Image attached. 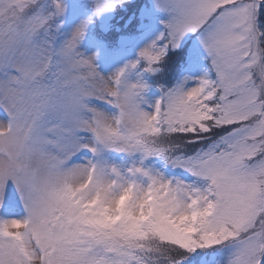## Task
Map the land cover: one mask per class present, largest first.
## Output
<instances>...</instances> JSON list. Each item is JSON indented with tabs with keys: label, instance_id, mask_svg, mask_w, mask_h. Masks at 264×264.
<instances>
[{
	"label": "snow or ice",
	"instance_id": "1",
	"mask_svg": "<svg viewBox=\"0 0 264 264\" xmlns=\"http://www.w3.org/2000/svg\"><path fill=\"white\" fill-rule=\"evenodd\" d=\"M129 3L0 0V264H264V0H152L102 74Z\"/></svg>",
	"mask_w": 264,
	"mask_h": 264
},
{
	"label": "rangeland",
	"instance_id": "2",
	"mask_svg": "<svg viewBox=\"0 0 264 264\" xmlns=\"http://www.w3.org/2000/svg\"><path fill=\"white\" fill-rule=\"evenodd\" d=\"M152 1V0H151ZM152 5L149 7L151 8ZM144 8V7H143ZM85 11L80 9L79 10V16L85 15ZM112 14H106L103 16L104 19H107L110 17ZM154 15L158 17L159 19H164L165 14L159 13V12H154ZM162 15V17L160 16ZM79 16L75 15V5H72L70 3V9H69V17H68V26L71 27L72 23H74L76 20L79 19ZM161 26L156 22L153 21L151 25V31H149L146 35H144L142 38H138L134 41H131L130 43L127 44V46L122 49L117 56L107 62H102V56L103 55V46L102 43H100L97 39L92 38L89 36L88 32L85 35V38L83 41H81L80 45L78 46V50L83 52L84 55H93L97 54L98 59L96 61L98 71H100L102 74H109L110 72L114 71L117 67L121 66L126 60L131 59L134 54L135 50L139 47H141L144 43L150 41L155 37L157 34L159 28ZM90 28V27H89ZM149 100H154L157 98L159 95L156 93H151L147 95ZM7 119V114L4 113L3 109H0V120H6Z\"/></svg>",
	"mask_w": 264,
	"mask_h": 264
},
{
	"label": "trees",
	"instance_id": "3",
	"mask_svg": "<svg viewBox=\"0 0 264 264\" xmlns=\"http://www.w3.org/2000/svg\"><path fill=\"white\" fill-rule=\"evenodd\" d=\"M150 0H130L129 5L127 6L126 10L124 8L117 9L112 16L104 22L99 23V20H96L97 23V35L100 36L110 47L118 46L120 43V37L122 35L129 34L137 29L138 27V14L139 9L143 8V6H149ZM136 13L137 19L129 22L130 16ZM107 29V30H106ZM190 41L184 45V47L190 46ZM185 52L182 49H178L172 59L179 63V61L184 57ZM169 67L168 63H165V69L167 70ZM178 73V68L173 66V72L171 75H167L165 77H161V82L163 83H170L172 80V76Z\"/></svg>",
	"mask_w": 264,
	"mask_h": 264
}]
</instances>
